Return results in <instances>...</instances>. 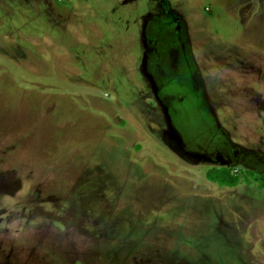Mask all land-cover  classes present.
I'll return each mask as SVG.
<instances>
[{
  "label": "rangeland",
  "instance_id": "obj_1",
  "mask_svg": "<svg viewBox=\"0 0 264 264\" xmlns=\"http://www.w3.org/2000/svg\"><path fill=\"white\" fill-rule=\"evenodd\" d=\"M262 174L264 0H0V264H264Z\"/></svg>",
  "mask_w": 264,
  "mask_h": 264
},
{
  "label": "trees",
  "instance_id": "obj_2",
  "mask_svg": "<svg viewBox=\"0 0 264 264\" xmlns=\"http://www.w3.org/2000/svg\"><path fill=\"white\" fill-rule=\"evenodd\" d=\"M252 174V172H249ZM207 178L219 184L220 186H228V187H235L240 182V176L238 174L232 173L230 168L224 166L220 168H212L207 172ZM246 180L249 182L248 176H246ZM259 180V187L264 189V174L258 179Z\"/></svg>",
  "mask_w": 264,
  "mask_h": 264
},
{
  "label": "crops",
  "instance_id": "obj_3",
  "mask_svg": "<svg viewBox=\"0 0 264 264\" xmlns=\"http://www.w3.org/2000/svg\"><path fill=\"white\" fill-rule=\"evenodd\" d=\"M261 202H263V201H261ZM261 243L264 244L263 241H261Z\"/></svg>",
  "mask_w": 264,
  "mask_h": 264
}]
</instances>
